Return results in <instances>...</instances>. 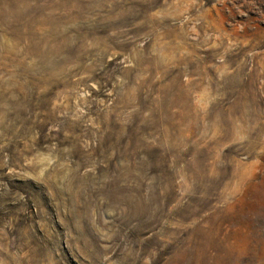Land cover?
Listing matches in <instances>:
<instances>
[{
	"label": "rangeland",
	"instance_id": "374dc122",
	"mask_svg": "<svg viewBox=\"0 0 264 264\" xmlns=\"http://www.w3.org/2000/svg\"><path fill=\"white\" fill-rule=\"evenodd\" d=\"M0 264H264V0H0Z\"/></svg>",
	"mask_w": 264,
	"mask_h": 264
}]
</instances>
